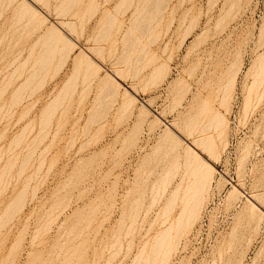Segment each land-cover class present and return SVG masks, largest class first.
Returning <instances> with one entry per match:
<instances>
[{
	"label": "rangeland",
	"instance_id": "1",
	"mask_svg": "<svg viewBox=\"0 0 264 264\" xmlns=\"http://www.w3.org/2000/svg\"><path fill=\"white\" fill-rule=\"evenodd\" d=\"M17 1L11 4L7 0H0V95L3 91L0 96V109H3L0 113V264H138L134 263L137 261L134 258L143 243L159 230L156 224L148 231V221L154 219L153 215L158 209V206L149 209L152 185L155 179H161L165 169L171 165L169 163H173L170 157L177 152L171 153L169 143L162 142L166 135L163 130L167 123L176 121L180 124L177 120L186 115L189 105L202 93L216 107L213 106L214 109L227 117L223 138L225 145L223 148L219 146L220 156L215 158L216 161L207 151L202 154L210 159L217 172L199 217L183 234L180 244H176L168 264H264V220L258 231H254L257 215L249 213L246 200V197H250L264 211V81L261 80L262 73L257 70L259 62L256 58L264 55V0H169L162 20L142 18V23L134 19L137 0H132L135 3H131V7L128 5L129 9H126L127 4L119 5L122 0H75L78 4L74 7L73 1L74 8L70 12L68 9L71 5L68 3L72 0L61 8L62 4L57 5L58 1L63 0H43L49 3L48 7L43 1ZM32 1L50 16L49 22L41 24L42 28L38 25L41 18L35 16L39 20L35 23L33 20L36 19L30 13ZM18 4H26L30 10L24 11L23 6L18 7ZM54 6L63 14L68 10V15H57L58 10L54 11ZM19 8L25 20L23 16L19 18ZM26 12L33 15L28 20L34 22L35 28L38 25L37 29L26 20ZM62 21L69 25L71 21L75 23L76 36L70 33L72 27L66 23L70 31ZM58 23L64 26L66 32L70 31L68 33L78 41L80 47L92 55L97 52L93 58L95 56L94 60L102 64V69L97 71V75L89 73V77L88 72L85 73L86 66L77 65L72 59L81 53L79 48L70 52L66 63L61 60L65 63L63 67L59 65L61 61L58 62L61 58L59 53H53L55 59L49 64L50 69L44 70L45 78L43 72L40 75L43 81L40 78L33 80L26 92L21 93V101H17L18 97L15 99L13 92L25 82L31 67L33 70L37 66H33L32 62L38 59L35 58L39 56L36 53L38 49H44L39 40L48 32L50 34L53 24ZM108 26L112 29H106ZM192 27L194 29L188 35L187 29ZM134 28L138 32L139 29L141 32L145 30L144 34L140 32L132 36L127 30ZM134 37H139L134 42L135 46L141 41L137 49L130 45ZM32 45L36 47L32 49ZM128 46L134 48V51L130 50L131 53L136 51L132 55L137 62H132L135 61L133 57L130 60L134 65L121 64V60L126 59L123 50H129ZM96 47H100V53L95 52ZM29 54L35 55L34 61ZM117 56L123 59L118 57L121 59L119 61ZM138 57L142 61L137 60ZM29 62L32 66H29ZM138 62L142 68L145 64V68H139L136 77L133 73L139 67ZM21 63L23 67L19 65ZM58 65L62 67L60 70ZM123 65L132 68L127 70V75L123 72L124 83H121L122 87L119 86L120 95L117 93V97L111 100L107 93L112 92H106L103 88V78H106V72L113 73L121 68L125 70ZM161 66L163 73H153ZM234 72L236 78L227 111L220 105L223 94L220 88L223 84L219 83H225L226 78L228 80L232 75L234 77ZM257 73H261V87L255 80H259ZM19 74L22 76L19 77ZM253 74H257L256 77ZM11 75L13 77L10 78ZM75 75L77 78L73 79ZM68 80L76 81L75 89L69 90V93L65 85L73 84V81ZM10 81L11 84H8ZM252 82L254 85L257 83L258 88ZM250 85L253 89L248 88ZM128 86L133 87V92H130L137 99L134 100L135 104L132 102L129 105L132 107L124 108L125 99L121 96L123 93L126 96ZM247 88L251 90L246 91ZM64 90L67 95L63 93ZM247 92H251L248 93L250 100L255 101L262 94V100H251L249 110L244 106ZM57 96H65V100L62 97L63 104L58 105L60 108L56 109L54 115H45L47 106L59 99ZM129 96L131 99L132 96ZM15 102L21 103L14 105ZM141 102L147 110L144 106L140 109L143 105ZM139 112L145 116H139ZM47 115L53 117L48 120ZM157 118L161 120L159 124ZM155 119L156 126H153ZM174 131L176 134L180 132L177 128ZM240 151L244 153L240 154ZM245 151L249 152L248 155ZM221 179L224 184L218 182ZM233 185L240 189L243 196L238 194L239 197L235 199L228 195ZM142 193H145L144 196ZM13 202L17 207L15 205L11 209ZM161 205L163 203L159 211ZM7 209L9 213L15 210L11 220ZM138 212L139 220L131 226ZM146 212H149L146 221L141 223ZM176 212H179V207L173 216L177 215ZM3 224L7 225L3 227ZM58 253L59 256H56Z\"/></svg>",
	"mask_w": 264,
	"mask_h": 264
},
{
	"label": "bare ground",
	"instance_id": "2",
	"mask_svg": "<svg viewBox=\"0 0 264 264\" xmlns=\"http://www.w3.org/2000/svg\"><path fill=\"white\" fill-rule=\"evenodd\" d=\"M7 1H9V3H11L12 4V2H16V0L15 1H13V0H7ZM19 1V0H18ZM18 1H17V3H18ZM37 1H40V3H41V1H43V0H37ZM45 1V0H44ZM43 1V2H44ZM64 1V3H62ZM63 1H60V3H59V1H58V5H57V7H59V5L60 4H62V5H60V8L61 7H63V5L65 4L66 5V2H69L68 0L66 1V0H63ZM74 1V2H73ZM184 1V0H183ZM182 1V2H183ZM217 1V0H216ZM240 1V0H239ZM26 2V4H28L29 3V1H28V3H27V1H25ZM34 2H35V0H34ZM33 1H32V6H31V10H30V8L28 9V5H26L25 4V6H24V4L22 5L23 6V10L24 11H28V10H30L31 12V14L33 13V15H34V17H32L31 15H30V13H28V12H26L25 13V16L27 17V15L26 14H28V17H27V19L26 20H28V18L30 19V16L34 19H36V17L35 16H39L40 18H41V22H39V20L38 19H36V20H33V21H35V23H36V21L37 22H39L40 24H38L39 25V28H42L41 27V24L44 22L45 23V21L47 22L49 19H48V17H50V16H48L47 14L48 13H45L41 8H39L38 7V5H36L35 3H34ZM75 4V5H73V3ZM78 1H76L75 2V0H72L70 3H68V5H71L70 6V8H71V10H70V8H69V6L67 5V7L69 8L68 10H69V12L70 11H72V7L74 6H76L78 3H77ZM80 2V1H79ZM126 0H122V2H120L119 1V5L121 4V5H125V4H127L126 5V7L128 6V7H131V3H135L134 5H136V7L134 6V19H138L139 20V22H141L142 20H140V19H142L143 18V20H152V19H157L158 21H159V19L160 20H162L163 18L162 17H164L163 15H164V13H165V11H166V8L168 7V5H167V3H169V0H137V1H132L131 0V2H130V0L128 1V3L126 2ZM176 2V1H175ZM182 2H180L181 4H182ZM214 2V1H213ZM8 3V4H9ZM22 3H23V1H22ZM44 3H46V2H44ZM43 3V4H44ZM77 3V4H76ZM210 3H211V1H210ZM49 3H46V4H44V5H46L47 7L48 6H50V5H48ZM92 4V3H91ZM94 4H95V2H94ZM73 5V6H72ZM118 5V6H119ZM123 5V6H124ZM133 5V4H132ZM18 7H22V6H19V4L17 5ZM45 6V7H46ZM97 6V5H96ZM122 6V7H123ZM66 7V8H67ZM73 7V8H74ZM92 7V6H91ZM95 7V6H94ZM126 8V9H129V8ZM24 8H26V9H24ZM32 8H33V11H32ZM66 8H64L65 10H67ZM97 8V7H96ZM119 8L121 9V7L119 6ZM125 8V7H124ZM55 9H56V11L58 10L57 8H55V6H54V11H55ZM53 10V9H52ZM61 11H62V9H60ZM67 10V11H68ZM17 11L19 12V14L21 15V17H20V15H19V18H22V16H23V11H21V8H19V10L17 9ZM67 11H66V15H68V13H67ZM172 11V10H171ZM50 13V12H49ZM58 13H60V14H63V12L61 13V12H59V10H58V12H57V15H60V14H58ZM132 13V12H131ZM65 14H63V15H65ZM169 14V13H168ZM171 14V13H170ZM63 15H61L62 17H64ZM69 15H71V14H69ZM113 15H115V14H113ZM73 16H75V15H73ZM112 16V15H111ZM110 16V17H111ZM117 17V16H116ZM109 18V17H108ZM113 18V17H112ZM131 18V17H130ZM133 18V17H132ZM23 19L25 20V17L23 16ZM197 20V19H196ZM20 21V20H19ZM21 21H23L22 19H21ZM29 21V20H28ZM32 21V20H31ZM31 21H29V23L30 24H33L34 22L32 21V23H31ZM49 22V21H48ZM63 22V21H62ZM61 22V23H62ZM150 22V21H149ZM28 23V22H27ZM64 24H66V23H68V22H63ZM62 23V24H63ZM71 23V25H69V23H68V25L70 26V27H72L71 28V30H72V32H70L71 30L69 29L70 27L69 26H67V24L65 25V28L67 27V29H69L70 31H68V32H70L71 33V35H72V33L73 34H75L76 33V28H75V23H73L72 21L70 22ZM111 23H113V22H111ZM142 23V22H141ZM145 23V22H144ZM195 23V22H194ZM59 24V23H58ZM61 24V25H62ZM63 24V25H64ZM82 24V23H81ZM34 25V28H35V24H33ZM38 25H36V28L35 29H37L38 27ZM44 25V24H43ZM50 25H52V24H50ZM60 26V24L59 25H55V24H53V28L51 27V30H50V34H49V32H48V29H47V32H48V34L47 35H49V36H47V35H45V37H47V40H44V38L42 37L41 38V40H39V41H41V44H43V45H40V46H43L44 47V49H42V47H41V49H38L39 51L41 50V52H39L38 50H35V51H38V52H36V53H39V56L37 57H35L37 60H36V62H32V65H33V63H34V65L33 66H36V64H37V66L39 65V68L36 66V67H33V70H34V68H37V69H35L34 70V72H32L31 73V71H33L32 70V67H31V71L28 73V74H30L27 78H25L24 80H25V82H23V84H21V86H20V88L17 90V91H15V93L13 92V95L15 96V99H16V97H18V99H16L17 101L19 100V101H21V98H20V96H22V92H26V88H29L30 87V85H32L33 83L32 82H34L33 80H36L37 78H40L42 81H43V79L45 78V73H44V70L46 71V69L48 68V67H51V65H49V64H52L51 63V61L52 62H54L52 59H55L54 58V55L56 54V52L57 53H59V55H60V57L61 58H64V59H61L60 57V59L58 60V62L59 61H61V60H63V61H65V63H66V61H68L69 59V56H70V52L72 53V51L74 50V49H76V48H79L80 50H81V53L79 54H77V55H75L74 56V58H72V59H74V61H75V64L77 63V65H84V66H86V67H84V69L86 68V72L85 73H87L88 72V75H89V77H91V75L90 74H93V75H95V73H96V75L98 74L97 73V71H99L100 69H102V64L100 65V64H98L95 60H97V59H95L94 60V58H95V56H94V58H93V55L94 54H96L97 52H96V50L100 53V47H96L97 49H94L95 50V52L96 53H94L91 49V51H92V53H94L93 55L91 54V52L89 51H86L84 48H82V46L80 47L79 46V44H78V41H76L75 39H73L72 37H71V35H70V33H68V32H66V29L64 30L63 29V27L64 26ZM79 25V24H78ZM113 25V24H112ZM111 25V26H112ZM131 25V24H130ZM109 27L108 26V28H106V29H108V30H110V29H112V27ZM194 26V25H193ZM69 27V28H68ZM133 27V26H132ZM190 27V26H189ZM110 28V29H109ZM114 28V27H113ZM141 28V27H140ZM147 29V27H144V29ZM105 29V30H106ZM137 29H138V27H137ZM136 29V30H137ZM194 29V27H192V28H189V29H187V34L189 35L191 32H192V30ZM34 30V29H33ZM104 30V33L106 32ZM108 30H107V32H108ZM130 30H132V31H130ZM135 30V28L134 29H129V30H127L129 33H131L132 34V36H136V34L138 35L141 31H140V29H139V32L138 31H134ZM65 31V32H64ZM78 31V30H77ZM145 31V30H144ZM143 31V32H144ZM75 32V33H74ZM111 32V31H110ZM127 32V33H128ZM136 32V33H135ZM138 32V33H137ZM143 32H141V33H143ZM148 32V31H147ZM79 33V32H78ZM134 33V34H133ZM46 34V33H45ZM103 34V33H102ZM130 34V35H131ZM144 34V33H143ZM142 34V35H143ZM187 34H186V36H187ZM129 35V34H128ZM129 35V36H130ZM141 35V34H140ZM202 35V34H201ZM75 36H76V34H75ZM79 37V36H78ZM105 37V35L104 36H102V38H101V40L103 39ZM128 37V36H127ZM106 38H108L107 37V35H106ZM139 38V37H138ZM138 38H136L135 39V37H134V41H132L131 43H130V45H134L135 46V44H134V42H137V40H139ZM199 38V37H198ZM44 40V42L46 43H44L43 42V40ZM46 39V38H45ZM130 39V38H129ZM140 39H142V38H140ZM197 39V38H196ZM195 39V40H196ZM100 40V39H99ZM105 40V39H104ZM128 40V39H127ZM131 40H133V37H132V39H130V41ZM125 41V40H124ZM128 42H129V40H128ZM127 42V43H128ZM140 42L141 41H139V44H140ZM197 43V42H196ZM195 43V44H196ZM36 44V43H35ZM138 44V45H139ZM263 44V43H262ZM45 45V46H44ZM127 45H129V43L127 44ZM129 45V46H130ZM137 45V44H136ZM137 45V46H138ZM146 45V44H145ZM144 45V48L146 47ZM197 45H198V43H197ZM33 46V45H32ZM31 46V48L32 49H34V47H36L35 45L32 47ZM126 46V45H125ZM128 46V47H129ZM137 46H135L134 48H136L137 49ZM141 48H143V44L141 43ZM132 47V46H131ZM131 47H129L130 49L128 50L127 48H125L126 50H123L125 53H126V51L128 52V53H121L123 56H125V61H123V60H121V59H123L121 56L119 57V56H117V59H119V58H121V59H119V61L121 60V64H122V62L123 63H126V64H133L134 62H137L135 59H134V54L136 53V51L135 52H132L133 53V55H132V53H131V51L130 50H133L134 51V48H132L131 49ZM140 47V46H139ZM147 48V47H146ZM102 49H103V47H102ZM135 49V50H136ZM31 50V49H30ZM100 50V51H99ZM140 50V49H139ZM145 50V49H144ZM147 50V49H146ZM122 51V50H121ZM122 51V52H123ZM129 51H130V53H129ZM143 51V50H142ZM148 51V50H147ZM30 52V51H29ZM140 52V51H139ZM144 52H146V51H144ZM31 54L33 53V50L30 52ZM53 53H55L54 55H53ZM62 53V54H61ZM142 53V52H141ZM146 53H148V52H146ZM31 54H29V56L31 57H27L28 59L30 58V59H32L33 58V61L35 60L34 59V56H31ZM35 54V53H34ZM119 54V53H118ZM264 54V53H263ZM63 55V56H62ZM155 55V54H154ZM260 55H261V53H260ZM51 56L53 57V58H51ZM113 56V55H112ZM139 56V55H138ZM55 57H57V56H55ZM115 57V56H114ZM119 57V58H118ZM133 57V59L135 60V61H132V62H130V60H131V58ZM137 57V56H136ZM135 57V58H136ZM27 58H25V60L27 59ZM111 58H113V57H111ZM139 58V57H138ZM154 58V57H153ZM257 58V62H259L258 64H259V67L262 65H264V55L262 56V57H256ZM258 58H259V61H258ZM68 59V60H67ZM117 59H116V61H117ZM132 59V60H133ZM145 59V56L143 57V60ZM137 60H141L140 58L139 59H137ZM30 61V60H29ZM118 61V62H119ZM142 61V60H141ZM154 61H155V59H154ZM256 61V60H255ZM24 62V61H23ZM26 63H28L27 62V60L25 61ZM24 62V63H25ZM24 63H23V65H24ZM60 63V62H59ZM58 63V64H59ZM65 63H63L62 61H61V64H59V65H62V67H63V64H65ZM15 64V63H14ZM30 64V65H29ZM29 66H32L31 65V63L29 62ZM120 64V65H121ZM142 64V63H141ZM254 64H256V63H254ZM257 64V65H258ZM261 64V65H260ZM19 65H21L22 66V63L21 64H19ZM18 65V66H19ZM26 65V64H25ZM59 65H58V70H60V68H62L61 66L59 67ZM77 65H75V66H77ZM115 65V64H114ZM117 65H119V64H117ZM134 65V64H133ZM132 65V66H133ZM138 65H139V67L137 68V70H135L136 72H134L133 73V75H135L136 77H138V73H139V68H142V67H140V66H142V65H140L139 64V62H138ZM138 65H136V66H138ZM144 65V68H145V64H143ZM165 65V64H164ZM163 65V67H166V66H164ZM17 66V67H18ZM28 66V67H29ZM124 66V65H123ZM126 66V65H125ZM124 66V69L125 70H123V68H121V69H116L113 73L110 71V72H106V70H105V72L107 73L106 75V78L104 77L103 79H104V81H105V79H106V81L104 82V81H102V86H103V88L104 89H106L105 91L107 92V90L108 91H110V92H112L111 94L110 93H107V94H109L110 96H111V100H114L115 98L114 97H117V95L119 94L120 95V93H118L119 92V90L121 89V88H119V86L121 85V83L123 82L122 81V79L124 78L123 76H124V74H126L127 75V73H129L128 71H130V70H128L129 68L126 66L125 67ZM253 66V65H252ZM23 67V66H22ZM25 67H27V66H25ZM134 67V66H133ZM258 67V66H257ZM259 67H258V69L257 70H259L258 72H261L262 73V76L263 77H261V73H257L258 74V77L257 78H259V77H261L262 79V81H264L263 80V78H264V66H263V68L260 70L259 69ZM76 68V67H75ZM83 68V67H82ZM132 68V67H131ZM130 68V69H131ZM136 68V67H135ZM144 68H142V70L144 69ZM155 67H153V69H154ZM157 68V67H156ZM155 68V69H156ZM160 68H162V66L161 67H159V69L157 68L156 70H154V72L153 73H155V71H156V73L158 74V73H160V72H164V70H162V69H160ZM252 68V67H251ZM16 69V68H15ZM18 69H19V67H18ZM29 69H27V71H29ZM50 68H48V70H49ZM164 69H166L167 70V68H164ZM255 69H256V67H255ZM47 70V71H48ZM128 70V71H127ZM139 70V71H138ZM257 70H256V72H257ZM18 71V70H17ZM26 70H25V74H26V72H27ZM108 71V70H107ZM113 71V70H112ZM132 71H134L133 69H132ZM238 72H239V70H237ZM42 72H43V74H42ZM123 72H124V74H123ZM126 72V73H125ZM162 72V73H163ZM237 72V73H238ZM12 73L13 74H15L13 71H12ZM90 73V74H89ZM137 73V74H136ZM155 73V74H156ZM11 74V73H10ZM17 74V73H16ZM24 74V75H25ZM44 75L43 76V79H42V77L40 76V75ZM131 74H132V72H131ZM131 74H128V75H131ZM154 74V75H155ZM156 74V75H157ZM161 74V73H160ZM159 74V75H160ZM236 73L234 72V75H235ZM256 74V75H257ZM22 75H23V73H22ZM22 75H18L19 77H21ZM87 75V74H86ZM85 75V76H86ZM92 75V76H93ZM125 75V77H127ZM256 75L254 76V74H253V76L254 77H256ZM260 75V76H259ZM15 76V75H14ZM40 76V77H39ZM77 75H75L74 76V78L73 79H75V78H77L76 77ZM162 76H164V75H161V77ZM227 76V75H226ZM231 76V75H230ZM233 76V75H232ZM230 77V78H228V80H227V78H226V82L225 83H219L220 85L221 84H223V85H221L220 87V92H221V90L223 91V94L221 95L222 96V98H221V100H220V105H221V107L223 106V107H225V110H227V111H229L228 109V106H230L229 105V103H230V98H229V95L231 94L230 92H232L231 90H232V88L234 87V83H235V78H236V75L234 76V77ZM11 77H13L12 75L10 76V78ZM19 77H17V78H19ZM25 77H26V75H25ZM94 78L96 77V76H93ZM156 77V76H155ZM154 77V78H155ZM207 77V76H206ZM209 78H210V76H208ZM207 77V78H208ZM86 78H87V76H86ZM93 78V79H94ZM99 78V77H98ZM131 78V77H130ZM158 78H160V77H158ZM202 78V77H201ZM200 78V79H201ZM14 79H15V77H14ZM88 79V78H87ZM91 79V78H90ZM102 79V80H103ZM134 79V78H133ZM164 79V78H163ZM212 79V78H211ZM12 80V79H11ZM23 80V81H24ZM77 80V79H76ZM156 80V79H155ZM225 80V79H224ZM256 80V82H258V84L260 83L261 84V82H259L260 81V78H259V80H257V79H255ZM42 81H39V83H41ZM73 81V80H72ZM72 81H69L68 80V82H72ZM101 81V80H100ZM202 82H203V80H201ZM200 81V82H201ZM207 81H209V80H207ZM76 82V81H75ZM74 81H73V84H71V83H66L67 85L68 84H70V85H65V89H67L68 90V93H69V90L71 91V90H73V88L74 87H76V86H74V85H76V84H74L75 83ZM199 82V81H198ZM201 82V83H202ZM253 82H255V81H253ZM253 82H252V85H254L253 84ZM124 83V82H123ZM207 83V82H206ZM262 83H264V82H262ZM8 84H11V81H10V83H8ZM204 84V83H203ZM213 83H211L210 85H212ZM257 84V83H256ZM255 84V85H256ZM258 84H257V88H258ZM260 84H259V86H260ZM39 85V84H38ZM198 85V84H197ZM204 85H206V84H204ZM204 85H202V87H204ZM209 85V84H208ZM245 85V84H244ZM254 85V86H255ZM7 86H9V85H7ZM29 86V87H28ZM120 87H122V85L120 86ZM198 87V86H197ZM201 87V88H202ZM210 87H212V86H208V88H210ZM215 87V86H214ZM251 88V85L250 86H248V88ZM261 87V86H260ZM264 87V86H263ZM34 88H36V86L34 87ZM102 88V87H101ZM125 88V87H124ZM127 88H129V90L128 89H126L127 91H126V93H125V95L126 96H123L124 95V93H123V95L121 96V98H123L124 97V102H123V105H122V107H126V108H130V107H132V106H129V105H132L131 103L132 102H134V104H135V101L134 100H136L137 99V97H135V95L134 94H132V89L131 88H133V87H127ZM247 88V90L246 91H248L249 89ZM255 88H256V86H255ZM6 89V88H5ZM33 89V88H32ZM75 89V88H74ZM134 89H135V87H134ZM189 88H187V90H188ZM218 89V91H219V87L217 88ZM251 89H253V86H252V88ZM250 89V90H251ZM264 89V88H263ZM23 90V91H22ZM25 90V91H24ZM34 90V89H33ZM130 90L132 91V92H130ZM211 90V89H210ZM214 90V89H213ZM249 90V91H250ZM65 92H63L65 95H67V91L66 90H64ZM104 91V90H103ZM198 91V90H197ZM208 91V90H207ZM136 92V91H135ZM2 93H3V91H2ZM1 93V95H3ZM118 93V94H117ZM213 93V92H212ZM251 94V92H247V98H246V100H245V108H247L248 110L250 109V107H249V105L250 104H252V101L251 100H253L252 98H251V100H250V97L251 96H249V94ZM261 93V92H260ZM263 94H264V92H262ZM131 95V96H129V97H131V99L130 98H128V95ZM198 94V93H197ZM203 94V93H202ZM202 94L201 95H199V97H198V99L197 100H193V102L189 105V107H188V109H187V112H186V115H184L183 114V118L181 117V118H179L177 121H179L180 122V124H177V122L175 121V122H173V123H167L166 124V129L165 130H163V131H166V135L164 136V138H163V143H164V141H167L168 143H169V149H170V151H171V153H173V152H175V151H177L176 152V154L175 155H173L172 157H170V154L168 155V153H166V155L167 156H169L171 159H173V163H172V161H171V163H169V164H171L167 169H165V171H164V174L163 175H159V174H161V172L158 174L160 177H161V179H159V177H158V179H157V181H156V179L154 180L155 182L153 183V185H152V188H151V190H153L152 192H153V194H152V198H151V204L149 205V209H152V208H155L156 206H158V209H157V213H155V216L153 215V217H154V219L153 220H150V221H148L149 222V229H148V231H150L152 228H153V226L154 225H158L159 226V230H155L156 232H155V234L150 238V239H146V241L144 242L145 243V245H144V243H143V247H141V250L138 252V254L135 256V258L134 259H136L137 261H134V263H138V264H140V263H142V262H147L146 264H168V262L170 261V257H171V254L176 250L175 248H176V244L178 245V243L180 244V239L183 237V234L186 232V231H188V230H190V228L193 226V224H194V222L197 220V218L199 217V215H200V210H201V207H203V205L202 204H204V201H205V199H206V196L208 195L207 194V192H209V190L211 189V186H212V181H213V177H214V174L217 172V170H216V168L210 163V159L209 158H205V157H203V152H208V153H210V157L214 160V161H216V159H217V157L219 158V156L220 155H218V153L220 152V151H218V148H219V146H222L221 148H223L224 147V145H225V143H224V141H223V138H224V134H225V130H226V125L228 124H226V118L227 117H225L226 115L225 114H222L221 112H219V111H217L216 109H214V105L211 103V101L210 100H208L207 98H205V97H203L202 96ZM219 94V93H218ZM217 94V95H218ZM0 95V96H1ZM69 95V94H68ZM108 95V96H109ZM208 95H210V94H208ZM261 96H258L259 97V99L257 100V101H255V99L253 100L254 102H258L260 99L262 100V94H260ZM249 96V97H248ZM257 96V95H256ZM59 96H57L56 98H58ZM63 98L65 97V96H62ZM62 97H59V99H61L60 101H59V99H57V101H55V102H51L52 103V105L50 104L49 105V107L47 106V108L45 109L46 111V113L44 112V114L46 115V114H52V115H54L53 113H56L55 111H56V109L59 107V106H61V104H63L61 101H63V98ZM112 97L114 98V99H112ZM211 97V96H210ZM261 97V98H260ZM56 98H55V100H56ZM120 98V99H121ZM132 98H134L133 99V101H132ZM217 98V97H216ZM215 98V99H216ZM15 99H14V101H15ZM183 99H185V98H183ZM64 100H65V98H64ZM229 100V101H228ZM140 101V100H139ZM144 101V100H143ZM61 102V103H60ZM182 102V101H181ZM261 102V101H260ZM18 103H21V102H18ZM18 103H13L14 105L15 104H17L18 105ZM122 103V102H121ZM142 103V102H141ZM12 104V105H13ZM143 104V103H142ZM179 104V103H178ZM257 104V103H256ZM59 105V106H58ZM148 105V104H147ZM145 107V105L143 104L141 107H140V109H142V107ZM149 106V105H148ZM214 106V107H213ZM256 106V105H255ZM2 107V106H1ZM0 107V108H1ZM124 107V108H125ZM249 107V108H248ZM60 108V107H59ZM58 108V109H59ZM146 108V107H145ZM144 108V109H145ZM216 108V107H215ZM244 108V109H245ZM252 108H254V107H252ZM123 109V108H122ZM139 109V110H140ZM150 109V108H149ZM1 110H3V109H0V113H1ZM126 110H128V109H126ZM146 110H147V108H146ZM146 110H143V112H145ZM246 110V109H245ZM247 110V111H248ZM149 111V110H148ZM246 112V111H245ZM140 113L141 112H139V116H145V115H140ZM146 113H148L149 114V112H147L146 111ZM146 113H144V114H146ZM227 113V112H226ZM247 113V112H246ZM52 115H50L51 117H49V115H47L49 118H48V120L50 119V118H52L53 116ZM225 115V116H224ZM158 119V121H157V123L159 122H161V120L159 121V118H157ZM47 120V121H48ZM176 120V119H175ZM158 123V124H159ZM48 124H49V121H48ZM153 124H155V125H153V126H156V119H155V122H153ZM157 124V126H159ZM164 124V123H163ZM45 125H47V122H46V124ZM45 125H44V127H45ZM161 125V124H160ZM165 125V124H164ZM28 126V125H27ZM43 127V128H44ZM176 128L177 129H179V131L182 133H180V132H178L177 131V134L175 133V131L174 130H176ZM45 129V128H44ZM44 129H42V130H44ZM163 133H165V132H163ZM179 133V134H178ZM175 134V135H174ZM162 136V137H163ZM175 136V137H174ZM161 137V138H162ZM189 139H191V141H188ZM166 142V143H167ZM161 143V142H160ZM168 143L166 144L167 146H168ZM222 143H224V144H222ZM244 146H245V144H243ZM183 147V148H182ZM240 147V146H239ZM182 148V149H181ZM241 148H242V146H241ZM158 149V148H157ZM159 149H160V147H159ZM167 150H168V148H167ZM201 150V151H200ZM244 150V149H243ZM245 150H247V151H250V149H246L245 148ZM158 151V150H157ZM156 151V152H157ZM247 151H245L246 152V154L248 155V153L249 152H247ZM206 152V153H207ZM170 153V152H169ZM243 153H244V151H243ZM243 153H241V151H240V154H243ZM213 154H215V156H213ZM165 155V156H166ZM245 155V154H244ZM244 155H242V157H245ZM216 158V159H215ZM166 159L168 160V157H166ZM17 160V159H16ZM28 160H30L29 158H28ZM170 160V159H169ZM181 160H183L182 162L183 163H181ZM242 160H243V158H242ZM167 163H168V161H167ZM182 164V165H181ZM13 165H14V163L12 164V167H13ZM165 166H166V164H165ZM167 167V166H166ZM5 170H6V168H4ZM161 169H163V168H161ZM5 170H3V172L5 171ZM1 177V176H0ZM221 177V176H220ZM225 180V179H224ZM222 179L219 181L218 180V182H221L222 183ZM227 181V180H226ZM0 182H1V179H0ZM221 183H220V185H221ZM225 183V182H224ZM224 183H222V184H224ZM218 184V183H217ZM233 188H232V190L230 191V193L228 194L231 198H237V197H239V196H237L238 194L239 195H242L243 196V193L240 191V189L237 187V186H235V185H233L232 186ZM145 194V193H144ZM144 194L142 193V195L144 196ZM207 194V195H206ZM237 196V197H236ZM254 196V195H253ZM208 197V196H207ZM256 197V196H255ZM260 198V197H259ZM138 199H140V198H138ZM208 199V198H207ZM251 198L250 197H246V200H247V202L249 203V205H248V210H249V213L251 214V215H257V222L255 223V226H254V231H258V228H260L259 226H260V223H261V221H263L264 220V211L262 210V209H260V208H262L260 205H258V206H260V208L256 205V203L257 202H255L254 203V201L252 202L251 200H250ZM261 199V198H260ZM18 200V199H17ZM228 200H229V198H228ZM234 200V199H233ZM261 201H262V199H261ZM230 202H232L231 200H230ZM259 202V201H258ZM14 203V204H13ZM11 205H9V206H11L10 208L12 209V208H14V206L16 205L15 204V202H13ZM161 203H163V205H161L162 206V209H161V211H159V209L161 208H159V206H160V204ZM247 203V204H248ZM137 204H138V202H137ZM142 205V204H141ZM8 206V207H9ZM246 206V205H245ZM15 207H17V205L15 206ZM139 206H137L136 207V209L138 208ZM177 207H179V212L177 213V215H175V216H173V212L174 211H176V208ZM244 207V206H243ZM16 209V208H15ZM141 209V208H140ZM243 210L245 209V208H242ZM14 210V209H13ZM13 210H12V213L10 212L9 213V211H8V209H7V211H8V217L10 218H8L9 220H11L12 219V216L14 217V213L15 212H13ZM7 211H5L6 213H7ZM15 211V210H14ZM140 211V210H139ZM5 212H4V215H5ZM18 212V211H17ZM241 212H242V210H241ZM240 212V213H241ZM245 213V212H244ZM148 214H149V212H146V213H144L143 215H145L144 217H143V219H142V221L140 220V222L141 223H144L145 221H146V218H147V216H148ZM7 215V214H6ZM16 215V214H15ZM241 215H243V214H241ZM249 215V214H248ZM2 217V216H1ZM6 217V216H5ZM139 217H140V212H138L137 213V215L134 217V219H133V223L132 224H130L131 226L133 225V224H136L137 223V221L139 220ZM152 217V218H153ZM3 218V217H2ZM256 218V217H255ZM6 219H7V217H6ZM5 219V220H6ZM68 219V218H67ZM238 219H239V217H238ZM2 220H4V219H2ZM4 220V221H5ZM149 220V219H148ZM55 221V220H54ZM65 221V220H64ZM64 221H62L61 223L63 224V222ZM253 221V220H252ZM6 222H8V220L6 221ZM90 222V221H89ZM140 222H138V223H140ZM253 222H255V221H253ZM10 223V222H9ZM60 223V224H61ZM140 223V224H141ZM1 224H2V221H1ZM60 224H59V226H60ZM90 224V223H89ZM251 224V223H250ZM7 225V224H6ZM6 225H4L3 224V227L4 226H6ZM88 226V225H87ZM12 227V226H11ZM82 227H84V225L82 226ZM131 228V227H130ZM250 228H251V226H250ZM79 229V228H78ZM84 229V228H83ZM11 230V229H10ZM65 231V230H64ZM70 231V230H69ZM74 231V230H73ZM78 231V230H77ZM77 231H75V232H77ZM82 231V230H81ZM71 232V231H70ZM66 233V232H65ZM255 233V232H254ZM63 235V234H62ZM80 235H82V234H80ZM66 236H68V235H66ZM76 237V236H75ZM69 238V237H68ZM67 239V238H66ZM75 239V238H74ZM34 240H35V238H34ZM57 241V240H56ZM67 242V241H66ZM72 242V241H71ZM67 244V243H66ZM76 244V243H75ZM150 244V245H149ZM60 245V244H59ZM147 245H149L148 247H147ZM64 245H62V247H63ZM58 248H60V247H58ZM74 248V247H73ZM178 248V247H177ZM60 250H61V248H60ZM84 251V250H83ZM63 252V254H64V251H62ZM61 253V252H60ZM61 255V254H60ZM73 255H74V253H73ZM56 256H59V253H58V255H56ZM62 257V256H61ZM142 260V262H140ZM64 261H65V259H64ZM50 263V262H49ZM82 264V263H81Z\"/></svg>",
	"mask_w": 264,
	"mask_h": 264
}]
</instances>
